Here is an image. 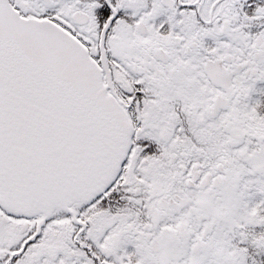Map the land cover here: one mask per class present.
<instances>
[{
  "label": "snow or ice",
  "instance_id": "1",
  "mask_svg": "<svg viewBox=\"0 0 264 264\" xmlns=\"http://www.w3.org/2000/svg\"><path fill=\"white\" fill-rule=\"evenodd\" d=\"M0 264H264V0H0Z\"/></svg>",
  "mask_w": 264,
  "mask_h": 264
}]
</instances>
